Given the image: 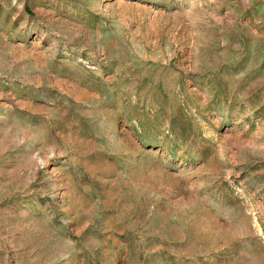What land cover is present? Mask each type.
Here are the masks:
<instances>
[{
    "label": "rangeland",
    "instance_id": "rangeland-1",
    "mask_svg": "<svg viewBox=\"0 0 264 264\" xmlns=\"http://www.w3.org/2000/svg\"><path fill=\"white\" fill-rule=\"evenodd\" d=\"M0 264H264V0H0Z\"/></svg>",
    "mask_w": 264,
    "mask_h": 264
}]
</instances>
